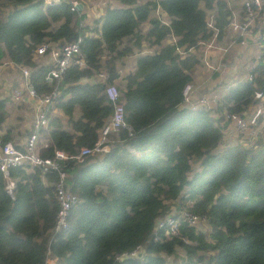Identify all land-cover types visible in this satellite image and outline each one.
Returning a JSON list of instances; mask_svg holds the SVG:
<instances>
[{"label": "trees", "instance_id": "1", "mask_svg": "<svg viewBox=\"0 0 264 264\" xmlns=\"http://www.w3.org/2000/svg\"><path fill=\"white\" fill-rule=\"evenodd\" d=\"M113 1L118 6H106L89 30L81 27L86 15L69 3L0 0V63L29 67L38 95L49 90L44 76L50 66L37 64L34 50L82 38L84 66L72 65L63 75L62 98L55 105L63 118H52L40 131L47 141L39 149L42 158L57 151L72 156L93 146L113 112L104 94L108 85L123 83L119 102L127 125L108 135L107 152L60 163L67 191L78 198L62 231H53L56 172L26 166L11 168L7 178L0 173V264H46L49 258L56 264H168L165 256L177 248L185 254L180 264H202L199 253L210 254L207 264H264V113L255 139L246 136L247 143L220 147L234 125L226 115L246 119L264 98V47L248 73L252 81L230 88L213 110L217 116L191 110L183 106L182 92L193 82L198 61L188 50L210 37L205 9L216 11L215 26L224 33L231 19L227 2L161 0L170 18L163 25L149 18L152 2ZM146 21L151 27L143 37L138 28ZM170 37L175 43L162 45ZM142 39L156 49L119 75L120 60ZM258 41L264 46V39ZM9 116V99L0 98L2 143L13 142L16 134ZM173 211L205 219L208 233L182 224L177 237L165 239L159 232L154 241L157 221ZM140 246L143 260H119Z\"/></svg>", "mask_w": 264, "mask_h": 264}, {"label": "built area", "instance_id": "2", "mask_svg": "<svg viewBox=\"0 0 264 264\" xmlns=\"http://www.w3.org/2000/svg\"><path fill=\"white\" fill-rule=\"evenodd\" d=\"M45 6L60 5L62 3H69L72 11H78V3L76 1L66 0H42ZM154 7L152 12L155 13V20L159 21L163 25H169L167 18L161 13L159 6V0H153ZM264 10V0H244L242 5L241 16L237 17L235 13L231 12V19L227 25L229 33L237 35L240 45L247 43V37L257 21L258 16ZM216 13L213 15H207L206 30L210 33V37L206 42H199L198 45H204L206 49L216 48L217 39L220 37V30L215 26ZM83 27V24L81 25ZM260 38V37H259ZM174 43L176 39L172 37ZM82 38H77L75 41L63 44L61 46H55L49 48L46 45H40L34 50V55L48 54L50 56L52 65L44 76V83L49 87V90L38 95L34 87L30 82L31 70L29 67H20L24 78L23 89H15L12 93V98L16 102H23L25 99H31L34 101V122L33 131L26 141L25 148L20 151L13 143H2V134L0 133V173L7 178L8 171L11 168L29 166L31 168H38L42 173L56 172L59 176L57 183L55 184V199L58 205V211L55 218V224L53 231L59 232L68 227V215L70 210L78 203L76 195L71 194L65 187L66 174L62 172L60 163L66 160L81 161L83 158L101 154L108 151V135L112 132H117L122 129H127V125L124 119V108L120 101V91L114 84L108 85L105 88L104 94L106 101L112 107V116L110 120L99 131V137L91 147H82L79 151L72 155L67 156L63 152L57 151L52 158H42L38 149V136L41 130H44L49 125V111L55 106L62 98L61 82L63 75L67 69L72 66H78L79 68L84 66V61L80 52V45ZM173 43V44H174ZM218 50L222 53H226L227 49L218 47ZM188 52L194 53V48H189ZM176 53L183 56L184 53L181 49L177 48ZM203 64L206 68L214 70V67L210 64L208 55L204 51ZM100 78H104V75H100ZM253 76L249 75L246 81H252ZM183 104L189 107L191 110H198L199 108L205 111H211L210 101L201 97L194 99L193 85L188 84L185 86L182 92ZM263 114L264 111L260 110ZM226 119L233 122L236 130L242 136H249L255 139L257 136V129L250 130V123L236 114L226 115ZM256 127L259 125L256 123ZM8 192L11 194L13 190V183L8 181L6 186ZM206 223L205 219H201L199 216L193 215L186 211H173L168 216L159 219L154 229V241L159 239V232H162L165 239H171L177 237L179 227L182 224L188 227H196L200 223ZM146 256L144 246H140L133 250L131 253H125L119 256V260L125 259H138L143 260Z\"/></svg>", "mask_w": 264, "mask_h": 264}, {"label": "crops", "instance_id": "3", "mask_svg": "<svg viewBox=\"0 0 264 264\" xmlns=\"http://www.w3.org/2000/svg\"><path fill=\"white\" fill-rule=\"evenodd\" d=\"M68 1H76V0H66ZM88 1L89 0H77L76 2L78 3V6L81 5V9L80 11H83V13L86 15L85 20L81 23V25L83 24V27H89V30L91 29H95L96 26L90 25V21L93 23V20L97 19L101 14H103L106 6L110 5L112 7H117L118 4L113 1V0H106V4H103L105 0H101L102 2V9L100 12V14L98 15V17H94L93 15V11L89 10V5H88ZM161 1V0H159ZM227 2V6L230 8L229 10L232 13H235L237 17L241 16V11H242V5H243V1L241 0V2H239L240 6H239V10H236L234 7H232V0H225ZM149 2H153V0H136L137 4H146ZM231 6V7H230ZM78 10V9H77ZM161 13L164 15V18H167V22L170 24V18L168 17V15L161 9L160 10ZM206 11V15H214L216 13L215 10H208L205 9ZM264 11V10H263ZM93 15V17H92ZM217 15V13H216ZM155 13L154 12H150V19H155L154 18ZM258 23V22H257ZM256 25L253 27L255 28L254 34L252 35L251 33L248 35V40L253 39V44L251 46H249V43L247 42L245 45H240L238 42V37L237 35H234L233 33H229L228 34V40H223V44L220 45L219 43V39L220 37L217 39V44H216V48H211V49H206V47L204 45H198V47L196 49H194V53H196L195 58L198 61V65H196L193 69L192 72V77H193V82L190 83L193 85V96L194 99H199L201 97H205L210 101L211 104V111H212V103L216 104L217 106L218 104L221 102L220 99H217V95H204L201 94L203 92V90L201 89V85L202 84H206L207 83V79L204 80L203 83L198 82V76L200 75V73H203V76L206 78H216L219 80H223V78L225 77V70H224V66L225 63H229L231 62V59H227V56H229L230 50L235 49L240 52V57H249L252 59V63L251 66L247 67L246 70L248 69H252L255 65V63L258 61V59H260L261 57V52L260 49H262L264 46L258 41V39L262 38L264 39V21L261 22V26L260 28ZM94 24V23H93ZM151 25L149 23V21L144 22L143 24H141L138 28V32L140 35H142L143 37L146 35L147 31L150 29ZM143 28L141 31H139V29ZM90 33L86 32V35H89ZM260 37V38H259ZM174 43L172 37L168 38L167 40H164L162 42V45H172ZM218 47H222V48H226L227 52L224 54L221 51L218 50ZM152 49V52L156 49L154 46H152V48H149V46L146 43L145 39L141 40V44L139 48H133V53L123 57L119 64H121L118 74L119 75H123V73L126 70H130L133 69L135 67V61L137 58L141 57L143 54L145 53H149ZM245 50V51H243ZM204 51L207 53L208 55V59L210 64L214 67V70H210L208 68H206L203 64V53ZM44 55H47L46 61L43 63H38L35 61V57L39 56V57H43ZM34 61L39 64V65H46V66H50L52 65L50 56L48 54H41V55H34ZM7 63V62H4ZM2 64V63H0ZM15 66V65H14ZM31 70V69H30ZM249 70V71H250ZM236 70L233 69L232 71L230 70V73L227 75V78H229L227 81L231 82V86H227L225 87L224 91L225 93L222 95L221 99L228 93L229 89L232 88L235 84L239 83V82H244L241 79L237 80L235 75ZM121 84H123L122 82H120ZM120 85V84H119ZM215 90H219L218 86H214ZM23 89V88H22ZM212 90V91H211ZM24 91V89H23ZM205 93V91H204ZM210 93H215V91L213 90V86L210 87ZM1 95V94H0ZM1 97V96H0ZM3 99H5L2 96ZM9 99L10 102V116H9V124L10 127L13 128L15 136H14V141L11 142L13 143L20 151H23L25 148V144L27 139L29 138V136L31 135L32 131H33V122H34V101H32L31 99H25L23 102H16L15 104L13 102L10 101V97L6 98ZM13 103V104H12ZM183 106L187 107L185 104H183ZM254 108H259L260 110L264 111V98H261L260 101L258 102L257 106ZM79 112H76L75 115L78 116ZM50 116V120H52V118L57 117V118H63V115L60 111L59 108H57L56 106H53L48 114V117ZM49 120V122H50ZM231 124V123H230ZM229 124V125H230ZM19 127V128H18ZM229 127V126H228ZM261 127V125L258 127L257 131L259 130V128ZM5 129H1L0 133L2 135L5 134ZM22 132V133H21ZM43 133H39L38 136V140H39V144L40 148H44L47 145V141L45 139V136H43ZM223 143V142H222ZM222 143L220 145V147L222 146ZM224 145L226 143H223ZM226 147V146H225ZM39 148V149H40ZM223 148V147H221ZM46 264H56L55 260L52 258H49L46 261Z\"/></svg>", "mask_w": 264, "mask_h": 264}, {"label": "rangeland", "instance_id": "4", "mask_svg": "<svg viewBox=\"0 0 264 264\" xmlns=\"http://www.w3.org/2000/svg\"><path fill=\"white\" fill-rule=\"evenodd\" d=\"M101 2H102L101 0H89L88 1L89 10L93 11L94 17H95V15H96V17H98V15L101 13L100 11L103 10L101 8L103 6ZM239 2H241V0H232V4H231L232 7H234L236 10H239V6H240ZM103 4H106V0L104 1ZM262 13L260 14V16H258L257 21H256V23L258 22L257 26L259 28H260L261 22H262L261 19H264V13L263 14ZM93 15H92V17H93ZM256 23H255V25H256ZM90 25L93 26L94 24L90 21ZM142 29L143 28L139 29V31H141ZM255 31H256L255 28L250 29V33L252 35L254 34ZM228 34H229L228 29L225 28L224 33L222 35H220V39H219L220 45L223 44V40H226V41L228 40V37H229ZM207 40L202 41V42H206ZM247 42L249 43V46H251L253 44V39H250V40L247 39ZM241 51H238L235 49L230 50V53H229V56H227V59H231V62L225 63L224 70H225L226 74H225V77L223 78V80L218 81V79H216L217 77L216 78L212 77V78L208 79V78L203 76V73H200V75L198 76V79H197L198 82L203 83L204 80L207 79V83L201 85V89L203 90V92L201 94H204L207 96L217 95V99L221 100L222 95L225 93V91H224L225 87L231 86V84H232L231 82L227 81L229 79V78H227V75L230 73V70L231 71L233 69L236 70L237 74H235V75H237L236 76L237 80L241 79L242 81H244L248 78V76L250 75V74H248L250 69L246 70V68L251 66L252 59L249 57H245V56L240 57ZM243 51H245V50H243ZM46 58H47V55H44L43 57L37 56V57H35V61L41 64V63L46 61ZM24 83H25V81H24V78L22 75V70L20 67L14 66L11 63L2 62V64H0V94H1L0 98L1 99H3L2 96L4 98L10 97V101L15 104V101L12 98V93L15 89L20 88L22 90ZM114 85H116L120 89L119 86H121V83H120V85H119V83H115ZM211 86H213V90L215 91V93L208 94L210 92ZM214 86H218L219 90H215ZM204 91H205V93H204ZM219 105H220V103L218 104V106ZM218 106H217V103L216 104L212 103V112L213 113H214L213 110ZM214 115L217 116L215 113H214ZM260 115H262L260 113V109L259 108L258 109L253 108L249 112H247V114L245 115V118L250 123V125H255L258 122L257 120L259 119ZM49 119H50V116H49ZM254 128L255 127L251 128V129L254 130ZM248 137L242 136L241 134H239L238 131L236 130L235 126L231 123L229 125V127L227 128V130L225 131L224 138L222 141L223 143H226V144L224 145L222 143L221 147L231 146V145H234L238 142H240L241 144L247 143L250 141V139ZM40 145L41 144H39V140H38V146H37L38 149L40 148ZM195 169H197V167H195ZM196 230L199 232H202L204 234H207L209 231L207 228V224L205 222L200 223L196 227ZM199 255H204L205 259H204L202 264H207V260H208V257L210 254L199 253ZM165 259L168 262V264H180L185 259V254L180 248H177L175 255L165 256Z\"/></svg>", "mask_w": 264, "mask_h": 264}, {"label": "water", "instance_id": "5", "mask_svg": "<svg viewBox=\"0 0 264 264\" xmlns=\"http://www.w3.org/2000/svg\"><path fill=\"white\" fill-rule=\"evenodd\" d=\"M77 9H78V11H80V9H81V5H79Z\"/></svg>", "mask_w": 264, "mask_h": 264}]
</instances>
